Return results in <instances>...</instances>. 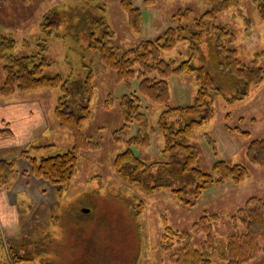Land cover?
Masks as SVG:
<instances>
[{"label": "trees", "instance_id": "trees-1", "mask_svg": "<svg viewBox=\"0 0 264 264\" xmlns=\"http://www.w3.org/2000/svg\"><path fill=\"white\" fill-rule=\"evenodd\" d=\"M203 1L207 8L200 16L192 17L189 9H179L157 37L125 48L117 45L104 0H73L69 6L60 7V4L50 8L38 24L37 41L33 46L25 45L29 52L23 56L17 55L14 38L0 33V62L4 73L0 99L17 93L57 91L53 116L58 130L66 132L71 141L70 147L62 152H56L52 143L29 145L19 153L18 158L27 163L21 170L15 159H1L0 190L8 189L20 175L43 181L56 198L70 186L78 173L81 153L98 148V143L83 133L91 119L95 63L113 72L117 83L136 78L139 95L152 107L161 108L156 125L151 127L141 111L140 96L120 98L124 124L115 131L114 140L125 143L126 149L114 156L111 170L121 184L127 185L131 195L146 197L164 190L181 206L191 208L207 189L223 183H241L248 176L244 165L216 159L210 171L202 170L198 165L199 153L191 143L192 134L213 119V105L218 98L227 103L243 100L252 88L262 84L264 68L260 62L264 63V49L245 63L233 48L236 35L227 27L214 24L218 15L237 7L239 0ZM143 3L148 7L153 0ZM253 4L264 22V0H253ZM118 6L128 28L139 34L140 8L131 0H119ZM66 36L73 42L70 50L79 54L80 66L73 69L67 60L69 71L63 75L52 71L48 47L51 38ZM182 44L189 52L186 59L177 61L163 56L164 52ZM183 75H192L197 89L189 105H174L168 79ZM111 105V99L107 98L104 109H110ZM131 123L136 124V132L124 140L122 135ZM234 132L249 139L246 132L237 129ZM154 133L160 136L161 145L156 160L146 162L133 149L149 147ZM10 135L9 130L0 129V137ZM41 152L49 154L40 155ZM245 156L249 164L264 167V139L251 141ZM129 204L135 215L144 210L141 199L132 196ZM220 220L217 214H204L187 231H180L168 226L164 219L159 248L167 256V264H215L216 260L219 264H248L264 255V201L248 198L230 217L233 233L218 240L214 224ZM199 235L203 240L196 245L194 240ZM43 242L35 244L34 253L40 257L38 264H49ZM18 248L6 245L11 261L34 262L31 254L32 257L18 255Z\"/></svg>", "mask_w": 264, "mask_h": 264}, {"label": "rangeland", "instance_id": "rangeland-1", "mask_svg": "<svg viewBox=\"0 0 264 264\" xmlns=\"http://www.w3.org/2000/svg\"><path fill=\"white\" fill-rule=\"evenodd\" d=\"M131 1L142 12L139 34L128 28L125 15L118 6L119 0H104L108 23L115 32L117 45L123 48L143 39L157 37L169 26L170 16L179 9H189L192 17H198L207 8L203 0H153L148 7L144 6V0ZM63 4L69 6L73 0H0V33L11 35L16 40L17 55H26L29 50L25 45L33 46L37 41L38 24L43 15L53 6L62 7ZM214 24L225 26L236 35L233 48L245 63L248 64L254 54L264 49V22L260 20L253 0H239L237 7L218 15ZM72 45L68 36L50 39L48 56L53 61V72L66 75L69 71L67 60L73 69L80 66L79 54L76 50H70ZM184 49V44L178 45L174 50L164 52L163 56L180 61L189 56ZM260 66L264 68L262 61ZM93 70L91 119L83 133L86 138L97 142L98 148L81 153L78 173L60 197L54 195L56 204L48 188L44 190V197L42 194L26 199V210L17 232L9 235L0 228V264H16L6 253L8 244L20 247L16 250L18 255L28 254L34 258L33 263L17 264H38L40 257L34 253V248L36 243L40 245L42 241L48 251L46 258L49 264H167V256L159 248L164 219L171 228L187 231L204 214H217L221 220L214 224V233L218 240L225 239L233 233L230 217L248 198L258 197L264 201V167L249 164L245 156L251 141L264 139V81L252 88L249 96L243 100L227 103L218 98L213 105V119L192 134L191 143L199 153L198 165L202 170L210 171L213 162L218 159L229 164L244 165L248 176L237 185L223 183L207 189L193 207L186 208L164 190L146 197L135 193L131 195L127 185L121 184L113 175L112 159L126 149L125 143L114 140L115 131L124 124L119 109L120 98L123 95L140 96L141 111L151 127L156 125L161 108L152 107L139 95L136 78L128 83H117L113 72L99 63L93 65ZM3 77L0 62V84ZM168 83L174 105L191 103L197 89L192 75L170 77ZM17 94L25 98L29 94L35 96L46 118H51L57 91ZM107 98L112 102L110 109H104ZM136 129L135 123L128 124L123 139L132 137ZM236 129L248 133L249 139L235 133ZM54 137L51 143L56 152L70 147L71 141L66 132L58 130ZM150 138L149 147L133 149L146 162L156 160L161 145L158 134L154 133ZM132 196L144 203V210L139 215L133 213L129 204ZM202 240L203 236L199 235L194 241L197 245ZM215 264L219 262L216 260ZM248 264H264V255Z\"/></svg>", "mask_w": 264, "mask_h": 264}, {"label": "crops", "instance_id": "crops-1", "mask_svg": "<svg viewBox=\"0 0 264 264\" xmlns=\"http://www.w3.org/2000/svg\"><path fill=\"white\" fill-rule=\"evenodd\" d=\"M29 95L25 98L15 94L10 98L0 99V129L9 130L11 133L10 136L0 137V160L15 159L20 170L25 168L27 163L18 158L19 153L30 144L51 143L58 131L53 110L48 120L40 102L35 96ZM46 189L48 187L43 181L22 175L8 189H1L0 228L9 235L17 232L26 210V199L42 194L44 197ZM49 189L56 204L54 191ZM21 203L25 205L20 206Z\"/></svg>", "mask_w": 264, "mask_h": 264}]
</instances>
